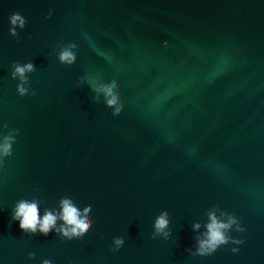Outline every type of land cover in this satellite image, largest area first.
<instances>
[{"label": "water", "instance_id": "95a60500", "mask_svg": "<svg viewBox=\"0 0 264 264\" xmlns=\"http://www.w3.org/2000/svg\"><path fill=\"white\" fill-rule=\"evenodd\" d=\"M69 42L76 62L61 65ZM13 61L35 66V96L18 95ZM80 76L117 80L121 114ZM3 123L19 135L0 166V264H264V0H0ZM64 196L94 205L83 237L11 219L22 198L42 216ZM213 206L240 218L244 243L192 256ZM165 210L172 236L152 239Z\"/></svg>", "mask_w": 264, "mask_h": 264}, {"label": "clouds", "instance_id": "9594fccd", "mask_svg": "<svg viewBox=\"0 0 264 264\" xmlns=\"http://www.w3.org/2000/svg\"><path fill=\"white\" fill-rule=\"evenodd\" d=\"M52 16V10L49 9L47 18ZM9 35L19 40V33L17 29L23 30L26 26V19L19 12L13 13L9 17ZM57 53L58 61L61 65L71 66L77 59V44L73 42L59 45ZM10 77L18 80L16 91L19 96L24 97L28 95L35 96V91L32 90L29 81V74L36 71L32 62L20 63L13 61L11 64ZM85 82L91 88L94 95L92 96L93 103H99L101 96L107 108L112 109L114 116H119L123 111L124 105L121 101L120 93L118 91V81L98 82L92 76H80L77 81V87L83 85ZM8 129V124L0 125V166L3 160L13 154V145L16 143V137L19 135V129ZM38 191V189H36ZM41 201L37 198L32 200L20 199L16 202L12 209L11 219L19 221L20 229L27 234L35 235L37 233L43 236H48L49 233L55 232L57 236L64 240H72L74 238L83 237L93 225L91 213L94 205L89 203L85 207H80L71 197L64 196L58 201L57 208H44L43 215L40 214ZM219 212V215H217ZM58 221H61L59 225ZM170 219L169 213L162 211L154 221V231L152 232V239L163 238L165 241L171 238L172 230L169 227ZM202 227L201 222L192 224L193 231H198ZM203 231L195 237L196 247L193 251L191 248L187 251L192 256H211L222 246L228 244H243L242 239H237L231 235L235 230L238 233H243L246 228L240 222L235 213H229L219 209L218 206H213L207 212V221L203 223ZM125 243L124 237H114L112 251H118ZM233 253H237L239 248H231ZM29 258L34 259L35 253H29ZM42 264H52L48 259H44Z\"/></svg>", "mask_w": 264, "mask_h": 264}]
</instances>
